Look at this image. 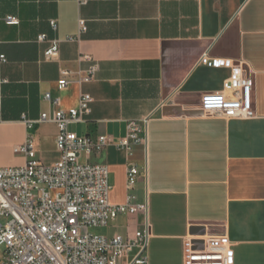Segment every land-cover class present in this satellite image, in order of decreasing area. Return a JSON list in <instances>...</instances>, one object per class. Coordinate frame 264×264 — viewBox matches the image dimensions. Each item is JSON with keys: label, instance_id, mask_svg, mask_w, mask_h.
Segmentation results:
<instances>
[{"label": "crops", "instance_id": "obj_1", "mask_svg": "<svg viewBox=\"0 0 264 264\" xmlns=\"http://www.w3.org/2000/svg\"><path fill=\"white\" fill-rule=\"evenodd\" d=\"M8 16L19 25H6ZM52 40L59 53L45 61ZM0 53V168L25 164L13 150L28 135L37 160L55 164L57 127L25 122L77 108L89 94L91 114L70 127L80 136L118 139L130 121L147 122L131 161L137 202L148 203V264H183L184 237L205 231L226 233L234 264H264V0H0ZM211 59L230 60L253 80L255 118L200 112L201 97L223 91L231 73ZM93 63V80L81 81ZM63 72L68 86L59 90ZM81 162L106 165L111 203L125 202L123 151L108 146ZM109 227V236L126 235L137 221L119 217Z\"/></svg>", "mask_w": 264, "mask_h": 264}, {"label": "built area", "instance_id": "obj_2", "mask_svg": "<svg viewBox=\"0 0 264 264\" xmlns=\"http://www.w3.org/2000/svg\"><path fill=\"white\" fill-rule=\"evenodd\" d=\"M9 26L19 25L16 17L4 18ZM53 30L56 21L49 22ZM80 32L86 30L79 21ZM47 40L39 35L37 42ZM70 41L74 38L69 37ZM44 60L53 61L59 53V41H49ZM91 61L89 56L83 57ZM6 62L0 53V63ZM210 65L231 71L223 83V91L207 93L200 99V112L207 117L250 120L256 117L252 104L253 80L243 74L240 66L224 59H211ZM98 70L90 65L81 81L91 82ZM67 72L61 74L58 89L68 86ZM1 85V81H0ZM45 101L57 107V100L45 94ZM93 99L82 94L77 108L54 109L42 113L36 121H26L27 129L37 124L51 123L57 127L56 148L59 160L43 165L37 160L32 136L13 150L23 156L25 164L0 168V264H148L145 251L150 236L147 197L137 202L136 190L140 171L131 161L133 147L147 140L146 120L130 121L125 135L115 139L101 135L94 139L70 130L73 125L86 122L91 114ZM113 146L125 153V202L110 201L109 169L103 164L81 162V157L101 152ZM119 217L136 219L137 227L126 235H94L93 228L109 227ZM141 218V221L139 219ZM134 253L133 257L129 255ZM183 264H234V252L225 232L205 231L187 235L183 240Z\"/></svg>", "mask_w": 264, "mask_h": 264}, {"label": "rangeland", "instance_id": "obj_3", "mask_svg": "<svg viewBox=\"0 0 264 264\" xmlns=\"http://www.w3.org/2000/svg\"><path fill=\"white\" fill-rule=\"evenodd\" d=\"M0 223H6V219L5 218H2L0 219ZM111 229L110 227H105V228H93L90 230V233L91 234H94V235H104V236H109L111 234ZM3 248L0 247V261L2 259V256H3ZM134 253H131L129 255V258L133 257ZM118 264H124V261H119Z\"/></svg>", "mask_w": 264, "mask_h": 264}, {"label": "water", "instance_id": "obj_4", "mask_svg": "<svg viewBox=\"0 0 264 264\" xmlns=\"http://www.w3.org/2000/svg\"><path fill=\"white\" fill-rule=\"evenodd\" d=\"M186 116H193L194 114L193 113H185ZM199 230L203 231L202 228H199Z\"/></svg>", "mask_w": 264, "mask_h": 264}]
</instances>
